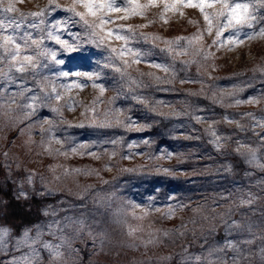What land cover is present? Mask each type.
<instances>
[{
  "label": "rangeland",
  "instance_id": "rangeland-1",
  "mask_svg": "<svg viewBox=\"0 0 264 264\" xmlns=\"http://www.w3.org/2000/svg\"><path fill=\"white\" fill-rule=\"evenodd\" d=\"M56 2L62 8L71 4V0ZM17 7L24 13L37 12L48 8L49 0H23ZM51 8L49 24L70 15L55 5ZM161 12L162 2L147 9L143 17L120 20L116 18L123 13L112 14L116 23L108 25L110 28L131 25L138 34L161 38L154 41L160 49L146 44L151 39L130 44L145 53L138 64L125 56L129 61L126 66L109 47L88 44L81 53L71 54L70 60L69 54H64L66 66L50 64L39 69L35 79L29 71L16 73L14 82L0 80V173L14 183L16 195L20 196L22 186L27 197L35 194L42 198L41 215L34 224L16 231L0 218V228L8 229L5 243L0 245V264H79V244L86 242L98 251L119 245L134 247L137 242L129 238L126 226L139 223L133 212L145 219L149 205L148 212L164 214L165 226L176 224L187 208L179 205L211 208V217L220 213L225 221L221 239L210 243L213 255L225 264H233L234 257L239 264H251L256 245L259 256L254 262L264 264V168L249 162L254 150L264 163V37L241 35L243 43H225L218 50L212 43L216 30L207 33L199 9L169 11L165 14L167 23L159 19ZM9 15L19 18L18 12ZM257 16L254 29L245 28V32L264 27V20L259 19L264 9H259ZM141 24L148 26L136 27ZM29 31L39 34V29ZM84 32L82 24L69 23L60 35L71 42L75 39L72 34L83 37ZM197 32H203V37L194 47L211 52L207 59L193 55L191 49L187 55L161 50L170 47L164 41ZM45 43L60 48L54 41ZM180 43L186 45L185 41ZM122 46L123 41H111L112 48ZM106 64L109 66L104 67ZM157 64L168 71L155 67ZM61 70L100 71L95 82L104 84L105 91L101 94L86 80L83 89L65 91L61 85L77 78L58 77ZM42 77L55 84L62 99H43L45 93L39 87ZM32 96L40 99L32 101ZM29 103H35L34 110L23 107ZM237 158L243 163L241 173L235 170ZM164 169L172 171L165 174ZM249 194L253 201L242 204ZM227 201L235 206L223 216L218 205ZM130 203L140 207L133 209ZM169 206L175 209L172 218L165 216ZM69 217L83 219L84 225L65 228L69 244L63 249V258L51 259L41 243L33 245L35 252L28 246L17 247L26 230L35 236L38 227L43 229L42 241L59 243L46 226ZM233 221L242 228L251 225V233L230 229ZM97 232L102 237L96 245ZM246 240L252 242L244 243ZM229 241L238 242L239 254L224 247Z\"/></svg>",
  "mask_w": 264,
  "mask_h": 264
},
{
  "label": "snow or ice",
  "instance_id": "snow-or-ice-1",
  "mask_svg": "<svg viewBox=\"0 0 264 264\" xmlns=\"http://www.w3.org/2000/svg\"><path fill=\"white\" fill-rule=\"evenodd\" d=\"M23 2V0H0V80H11L14 82L15 74L28 73L29 71L35 79L36 74L41 68H48L50 64L58 66H66L67 62L63 57L64 54H69V60L71 54H79L83 51L84 47L88 44L99 46H107L111 52L117 53L119 58L123 60L127 66L129 61L125 59V56L132 57V63H140L142 57L145 55L140 49L130 47L133 41L139 39L149 40L153 42L157 39H161L158 36H149L147 34H138L133 26L118 25L116 28H110L108 25L115 24L116 19L126 20L133 16H145L146 10L158 6L159 3H163V12L160 13L159 19L167 23L165 14L169 11H177L180 7H193L199 9L203 15V19L206 24V31L208 34L212 33L213 28L216 30V38L213 40V44L217 46L219 50L225 43L230 45H238L243 43V40L239 37L246 35L249 39L254 38L256 35L264 37V27H260L258 31L245 32L244 29H254V24L258 19L257 12L259 9H264V0H147L146 3H141V0H71V4L68 7L62 8L56 0H49V7L37 12L24 13L17 7V3ZM55 5L56 9H62L64 12L69 13L67 19L56 20L49 24L47 15L51 6ZM80 9H83L81 11ZM210 9H216V11H209ZM19 13V18L9 15L11 13ZM113 13H123V16H119L116 19L112 18ZM78 18V19H74ZM91 18V19H90ZM264 20V16L259 17ZM154 21H150L152 23ZM69 23L82 24L85 32L83 37L79 33L72 34L75 39L71 42L61 37L60 31H66ZM43 26V27H41ZM148 25H137L138 28H144ZM11 29L10 32H7ZM29 29H39V34L34 36ZM230 30L227 37H224V32ZM203 37V32H197L191 37H177L173 40L164 41L169 45L166 49L168 52H173L178 55H187V49L192 50V54L196 56H203L207 59L212 55L211 52H206L203 48L194 47L195 43ZM223 37V38H222ZM120 40L123 41V46L120 49L112 48L111 41ZM46 40L54 41L60 46L59 49H53L48 47L45 43ZM181 41H185V44H181ZM175 46V48L171 47ZM180 49L176 52L175 49ZM184 63H187L185 61ZM109 65H104L108 67ZM157 68L163 67L164 71H168L166 66L154 65ZM116 71H120V68H116ZM264 71V70H262ZM58 77L68 79L69 77H76L71 83L62 84L61 87L65 91H70L72 88L83 89L86 86V81H92V87L99 88L101 94L105 91L104 84H97L95 81L100 78V71L81 72L75 70H61L57 73ZM80 78H84L83 80ZM47 81V83H45ZM41 91L45 93L44 100H60L62 95L57 91L55 84L49 80L48 77H42L39 82ZM50 89V91H49ZM24 91H28L25 89ZM24 91H21L19 95L23 96ZM55 94V95H53ZM32 101H38L40 98L32 96ZM255 98H253V101ZM247 101V102H253ZM240 103V101H237ZM2 107V106H0ZM23 107L29 109H35V103H29L23 105ZM53 111L58 112V108H53ZM31 113H29L30 115ZM81 147H84L83 145ZM76 151L75 148L72 149ZM255 161L258 166L264 168V163H261L256 155V151L251 152V158L249 162ZM170 169H164L165 174L171 172ZM28 183L31 185L32 176H28ZM42 195L44 193H41ZM20 196L27 198L28 193L23 190L19 192ZM174 199V197H170ZM152 197L151 200H154ZM254 197L249 194V199L241 200L242 204H249L253 201ZM130 207L137 208L140 205L130 203ZM179 207H187V205H179ZM151 210L149 205L148 210H145V215ZM159 211V209H155ZM45 215H48L46 212ZM175 215V209L169 206V210L165 213L166 218H172ZM135 219H143V216H135ZM195 223V221H193ZM227 223V222H226ZM84 225L83 219L66 218L65 221H53L46 227L53 235H57L59 243H50L42 241L43 234L42 228H37L36 235L31 236V230H26L22 237L17 240V247L28 246L35 249L33 245L41 243L42 246L49 251L50 258L53 260L63 258V249L69 244V237L65 235V228L77 226L82 227ZM185 227V225H181ZM230 229L235 228L243 231L247 230L251 233L252 226L247 225L242 228L239 222L233 221L228 225ZM134 229L129 230V235H132ZM179 231V230H176ZM168 235L167 232L164 233ZM183 235V233H180ZM8 236V229L0 228V245L5 243V237ZM152 241H149L151 243ZM251 240H246L244 243H251ZM225 248H230L239 254L238 242L229 241L224 245ZM262 258H264V249H261ZM211 255V253H209ZM192 260L199 264L201 257H193ZM233 264H239L236 257L233 258Z\"/></svg>",
  "mask_w": 264,
  "mask_h": 264
},
{
  "label": "trees",
  "instance_id": "trees-1",
  "mask_svg": "<svg viewBox=\"0 0 264 264\" xmlns=\"http://www.w3.org/2000/svg\"><path fill=\"white\" fill-rule=\"evenodd\" d=\"M146 44L156 45L155 48L160 49V46L153 41H148ZM161 50L166 53L165 48ZM181 70L183 69L181 68ZM234 162L236 173H241L242 161L237 158ZM41 202L42 198L35 194L27 198L16 195L14 183L6 175L0 173V218L3 223L16 231L21 230L24 226L34 224L41 215ZM232 205L233 203L229 201L218 205L220 209H223V216L226 211H230L227 209H230ZM209 211L211 208L187 206L179 215L176 224L169 223L167 226H165L163 213L148 212L142 222L138 219L139 223L131 222L126 226L129 230L135 229L129 238H134L137 242L136 246L119 245L109 250L98 251V249H90L88 242L81 243L78 253L79 264H197L191 259L197 256L201 257L199 264H225L221 261L222 259L216 258L210 249V243L219 241L223 236L225 221L219 215L220 213L211 217ZM181 225H185V227H181ZM164 226L165 228H163ZM159 230L164 231L159 235L152 233ZM165 232L168 233L167 236L164 235ZM101 234L100 232L96 234V245L102 237ZM147 234L149 236H146ZM146 239H150L149 241L152 242L149 243ZM257 249V246L253 245L251 264H255L254 259L258 260Z\"/></svg>",
  "mask_w": 264,
  "mask_h": 264
}]
</instances>
